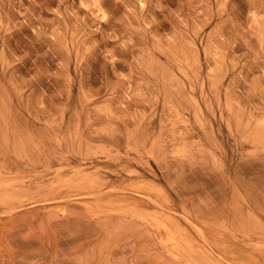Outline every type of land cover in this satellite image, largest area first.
Here are the masks:
<instances>
[{"label": "rangeland", "instance_id": "rangeland-1", "mask_svg": "<svg viewBox=\"0 0 264 264\" xmlns=\"http://www.w3.org/2000/svg\"><path fill=\"white\" fill-rule=\"evenodd\" d=\"M0 264H264V0H0Z\"/></svg>", "mask_w": 264, "mask_h": 264}, {"label": "bare ground", "instance_id": "bare-ground-1", "mask_svg": "<svg viewBox=\"0 0 264 264\" xmlns=\"http://www.w3.org/2000/svg\"><path fill=\"white\" fill-rule=\"evenodd\" d=\"M167 238H169V237H167ZM175 244V243H174Z\"/></svg>", "mask_w": 264, "mask_h": 264}]
</instances>
